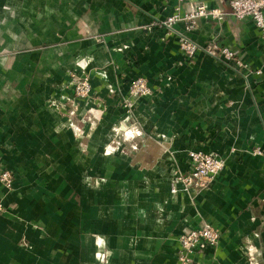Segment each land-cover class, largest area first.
Listing matches in <instances>:
<instances>
[{"label":"crops","instance_id":"crops-1","mask_svg":"<svg viewBox=\"0 0 264 264\" xmlns=\"http://www.w3.org/2000/svg\"><path fill=\"white\" fill-rule=\"evenodd\" d=\"M201 4L223 16L146 27ZM262 60L256 26L228 0H0V170L13 174L0 264H177L179 236L203 224L219 236L194 264H264ZM74 73L94 99H75ZM136 77L151 92L125 111ZM195 151L222 170L171 193Z\"/></svg>","mask_w":264,"mask_h":264},{"label":"built area","instance_id":"built-area-1","mask_svg":"<svg viewBox=\"0 0 264 264\" xmlns=\"http://www.w3.org/2000/svg\"><path fill=\"white\" fill-rule=\"evenodd\" d=\"M230 13L237 19L249 18L256 26L262 45V64L264 66V0H228ZM223 16L222 10L208 8L205 5L196 7L180 13L174 12L170 16L159 20H152L146 27L151 30L154 27L171 28L175 23L182 22L186 30L194 27L199 17L220 19ZM179 48L187 58H191L197 51V46L189 39L181 36ZM210 52V51H209ZM220 58L225 61H232L237 67L242 68V63L235 58L234 52L228 47L220 48ZM260 73V70L256 71ZM76 93H83L88 90V83L82 81L75 86ZM129 93L132 95H148L151 89L143 77H136L129 84ZM190 169L187 172L176 171L174 180L170 184V192L176 194L180 191H188L191 188L198 189L205 187L222 170L224 161L214 155L200 151L190 153ZM13 174L7 169L0 170V187L11 188ZM3 203L0 199V211L3 210ZM218 232L208 224L193 228L179 236V248L177 264H194L192 253L204 244L213 245L218 239Z\"/></svg>","mask_w":264,"mask_h":264},{"label":"rangeland","instance_id":"rangeland-1","mask_svg":"<svg viewBox=\"0 0 264 264\" xmlns=\"http://www.w3.org/2000/svg\"><path fill=\"white\" fill-rule=\"evenodd\" d=\"M71 80H72L71 81L72 82L71 83V87H72L71 90H72V93H73L75 99H77L78 101H86V100H89L91 98L94 99V94L96 92L93 93V84H92V82L90 80L89 74H86V73H84V74L74 73V74H71ZM82 81H86L88 83V90L84 89L83 93L77 94L75 86L78 83L82 82ZM138 96H141V95H132V94L129 93V89H128V95L123 99V102H122L125 111L126 110H131L133 108L134 98H136ZM81 103H83V102H81ZM78 111H79L78 108L75 107L71 111L70 110H66L65 111V115H73V116L75 115L76 116L78 114ZM81 115L83 116V118L85 120H88V116L90 114L87 111H84ZM133 124L134 123H132V125ZM96 125H97V123H96Z\"/></svg>","mask_w":264,"mask_h":264},{"label":"water","instance_id":"water-1","mask_svg":"<svg viewBox=\"0 0 264 264\" xmlns=\"http://www.w3.org/2000/svg\"><path fill=\"white\" fill-rule=\"evenodd\" d=\"M228 5H229V1H228ZM230 8V7H229Z\"/></svg>","mask_w":264,"mask_h":264}]
</instances>
